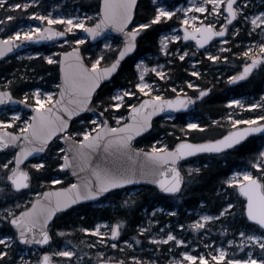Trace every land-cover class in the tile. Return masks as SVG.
<instances>
[{"label": "snow or ice", "instance_id": "obj_1", "mask_svg": "<svg viewBox=\"0 0 264 264\" xmlns=\"http://www.w3.org/2000/svg\"><path fill=\"white\" fill-rule=\"evenodd\" d=\"M138 0H103L102 9L97 13L98 19L95 23L88 24L86 21L91 19L87 15L83 17L77 16H59L44 15L38 11L31 13V18L46 22L43 27L32 25L28 28H21L6 38H0V58L6 57L8 53L21 47L24 42L53 40L57 37H67L78 29H83L91 35L95 40L102 35L105 30L114 28L117 32L124 34V43L119 49L118 56L110 63L101 65V61L105 59L101 54L89 66L85 63V58L81 54L78 47H73L71 52H64L63 60L57 61L52 55H48L45 59L49 64L59 63L62 65L63 73L62 83L58 86L61 90L58 98L53 92H42L37 87L33 93L34 103H28L29 95L25 94L23 100L19 103L26 104L28 108L35 109V114L31 120H24L23 126L19 132L8 131L15 121L21 119L19 111L12 113V119H0V151L9 147H19L10 159L0 164V168L4 170L3 181L10 184H0V194L4 193L5 187L19 192L22 189H28L31 186L32 172L31 169L40 171L45 169L47 161L35 154L44 153L49 148V143L57 133H63L60 139L66 142L72 140L73 135L82 136V139L74 141L71 148L68 149L72 154H64L60 157L62 162L58 163L59 169H71L75 175L78 171L87 170L89 176L86 179H79L76 183H70L67 187L58 189H50L44 192L43 199L37 194V199L32 202L31 207L24 206L22 211L17 214L13 208H5L0 210V223H7L14 227L15 235L5 234L0 236V245L4 247L0 249V261L8 256V249L17 241L26 245H49L53 241L50 223L56 216L57 212L68 209L70 206L80 201L93 200L109 193L111 190L123 188L126 185L134 184L140 180H149L152 184L158 185L159 189L168 194L181 193L182 187L186 182V174L182 171L180 162L186 158L195 156L196 154H224L228 150H234L242 141H245L254 133H264V114H258L247 119H239L229 114L223 119L231 122V130L227 135L220 138H211L202 142H193L190 139H182L169 147L168 144H162L157 141L151 146L150 151L143 148L133 147V140L142 133L147 132L153 127L152 117L158 113L166 112L169 109L177 111L187 109L190 105H194L197 100L203 99L212 91L211 88H203L198 83L187 81V88L198 89V95L189 96L184 88H172L173 92L179 91L184 95H177L172 98H166L159 94L160 84L156 81L149 82L146 76L151 72L160 80L167 81L171 79L168 71L164 70V66L156 64L149 66L144 60H140L135 65L137 71V82L132 89L121 88L114 95L109 97L108 102L100 100L99 103L103 107V111L99 112L96 119L91 121L94 127L75 134L69 132V119H65L61 115V110L67 114L69 118L77 116L79 113L90 109L93 102V96L100 87L101 82L110 78L113 73L120 68L121 61L126 56L134 52L137 47V37L155 24L162 21L171 20L176 12L183 13H202L201 15L184 16L181 21L183 28V36L179 34L164 35L161 40V51L165 56H178L183 61L186 57H194L196 53L189 51L169 52V45L172 41H180L181 39L194 40L198 50L204 49L205 55L210 61H219L221 56L213 54L212 51L205 48L214 38H221V44H227L225 39L229 35V28L232 27V36H239L240 29L233 23L242 19L246 24L250 23L251 31L249 35L259 29L264 33V0H260L259 4L255 0H191L187 7L169 10L162 4L156 8L155 14L150 22L137 23L131 29ZM155 3V0H154ZM39 0H25L23 3H8V0H0V8L7 5L10 9L27 10L33 5H38ZM253 8L252 12H248L249 7ZM208 15L211 20H208ZM7 20L15 19L14 16L8 15ZM207 21V22H206ZM4 21H0L3 23ZM62 25L63 30L52 25ZM219 25V27L217 26ZM2 31V29H0ZM68 43L66 39L64 41ZM76 45L85 43L84 39H76ZM105 48H111V44L105 43ZM259 54L254 52L253 47H249L243 52V56L250 57V63H244L243 71L238 75L229 76L230 82L243 80L248 77L253 69L258 65L264 64V41L258 44ZM219 52L231 51L230 48H219ZM36 56L40 53L36 52ZM223 60H228L227 56H223ZM193 65L201 63L199 60H192ZM193 76L200 77L199 71H193ZM11 81H9V84ZM138 90V92L136 91ZM138 94L149 96L142 102L133 103L131 98H135ZM128 98V99H126ZM9 102H17L11 90H0V105ZM229 107L233 105L240 108L248 109H264V98L260 103H250L245 105L240 99H231L228 101ZM124 108L127 116L120 113L119 110ZM130 109V111H128ZM107 114V115H106ZM109 116H113L115 125L109 122ZM168 119H172L171 116ZM214 124H219L220 120H214ZM208 125L189 122L181 132L190 136L191 131L196 130L203 132ZM160 145V146H157ZM59 153H66L64 148L58 149ZM97 154H100L99 156ZM29 157L38 159V162L32 163ZM29 161V166L25 162ZM253 169H259L260 174H254L252 170L234 171L231 176L224 180V183L237 188L238 192L247 198L246 214L247 218L255 222L259 231L246 233L240 231L239 236L242 238L237 241L235 239L228 240L229 245H236L240 251H244L249 245L253 250L257 247L261 253H264V151L259 153L258 159L252 162ZM200 168H188V173H199ZM51 184H61L60 179L53 178ZM125 205L134 204L135 201L129 197L124 200ZM16 207H20L16 205ZM234 205L228 202L223 208L220 215L230 214L229 209ZM163 211V209H161ZM4 213H8L5 215ZM154 215V214H153ZM175 215V213H172ZM218 219L213 215H203L200 219L192 222L191 227L197 232L205 229L207 222ZM126 221H118L114 226L109 228L107 223L96 224L94 227H82L81 231L88 234H94L101 237L100 243L106 244L107 241L103 237L111 236L116 239L121 236L122 226ZM159 221L150 220L149 225L157 224ZM181 229L184 224L179 225ZM108 228V231L102 229ZM227 233V229L224 230ZM140 234L150 232L149 227H141ZM68 232L59 231V236H66ZM149 239L155 244H173L185 245V239L179 238L176 234L169 231L163 236H149ZM68 241V244H72ZM83 243V242H81ZM129 247H135L141 241L137 238L134 242L124 241ZM74 247H79L75 245ZM89 247H96L95 244ZM112 248L118 245L113 243ZM99 257H104L105 253L100 252ZM234 255V254H233ZM183 256L187 258L190 264H209V258L206 256H195L185 251ZM229 256L228 250L221 246L218 254L211 257L212 261L224 262ZM53 257L73 258L78 257L77 251L73 248L65 247L63 250L44 251L42 256L34 262L25 260L23 256L19 258L20 264H59ZM82 259V257H78ZM131 264H154L153 261H145L136 255L129 257ZM97 264H127L125 259H98ZM168 264H185L183 259L169 260ZM228 264H264V255L259 257L253 255L249 251L246 258H233L228 260Z\"/></svg>", "mask_w": 264, "mask_h": 264}, {"label": "trees", "instance_id": "obj_2", "mask_svg": "<svg viewBox=\"0 0 264 264\" xmlns=\"http://www.w3.org/2000/svg\"><path fill=\"white\" fill-rule=\"evenodd\" d=\"M101 0H68V4L74 5L82 11L89 13H99ZM169 8H174L180 4H184L187 0H164ZM157 5L153 0H140L137 7V17L134 26L137 23L150 22L155 14ZM93 23V21H90ZM180 23L179 19L175 16L171 20L162 21L160 24L153 25L141 33L139 37V45L136 53L128 57L122 64L118 74L108 83L104 84L98 91L94 105L103 111V107L99 101L104 100L106 103L109 97L114 95L115 90L121 88L132 89L133 85L137 82V69L135 67L140 58H147L150 64L165 63L166 71L171 69L168 74L171 76L170 80L163 81L155 77L162 88L163 96H174L176 92L172 91L173 87L184 88L190 95H197L198 89L187 88V81L191 80L193 83H198L203 88L212 87L211 93L206 96L201 102L197 104V108L192 115L194 120L200 124L208 125V128L203 131L189 130L190 136H186L181 132V129L188 123L189 118L186 113H180L168 119V117L160 116L154 121L153 129L138 138L135 141L137 147L151 149V146L162 138L165 144L169 147H174L182 139H190L192 141H200L204 139L216 138L225 134L231 129L227 121L223 119L228 114L229 107L227 101L233 97L247 96L251 100L261 98L264 92V65L254 72V74L244 80L232 83L228 77L237 75L241 72L242 65L245 63V56L243 52L247 50V43L257 41L264 33L256 31L249 35L251 31L250 24L245 23L242 25V20L237 21L238 25H242L239 36H228L227 47L231 51L219 52L221 56L219 61H210L205 57L204 51H197V56L186 57L185 60H179L178 56L168 55L165 56L161 51L159 38L162 33L170 31L175 25ZM61 27V25H59ZM76 35L69 34L68 40H74ZM115 44L113 47L104 49L101 42L96 44L90 43L88 40L82 44L83 52L87 62L91 64L98 56L104 55L105 59L101 61V65H105L114 60L117 56L121 41L114 38ZM48 47H43L39 50L41 55L31 59H18L12 56L0 63V84H5L7 81L9 89L17 97L23 98L25 94L29 95V102L34 103L32 90L43 82H46L48 88L51 84L59 83V68L58 63L49 64L45 59L44 51ZM177 49L181 52L185 50L194 51L191 43H184L182 40L171 42L169 45V52L173 53ZM223 56H227L228 60H223ZM59 58V56L57 57ZM199 60L195 67L192 66V60ZM201 73L200 77L192 75L193 70ZM5 86V85H3ZM138 92V90H136ZM144 96L137 95L131 98V102L139 103ZM128 99V98H126ZM129 111V110H128ZM120 113L127 115L124 108L119 110ZM258 114H264V109H255L254 111H246L240 115L243 118H249ZM107 115V114H106ZM109 121L115 125L113 116H109ZM92 115L85 114L73 121L71 127V134H75L93 127L91 124ZM214 120H220L219 124H214ZM19 125L11 128L14 131H19ZM77 139L82 136L73 135ZM264 145V137L256 135L249 138L247 141L237 146L234 150H228L224 154H204L191 158L182 162L181 167L186 174V182L183 192L179 196H165L157 188L153 186L139 187V191L135 194L128 195L133 188L117 190L101 201L96 203H86L73 207L61 214H59L50 228L53 233V242L48 251L59 250L62 244L66 241H72L73 244L79 245L76 249L78 256L84 251H87L83 257V262L79 264H97L98 259H125L127 264H131L129 257L131 255H138L141 259H151L154 264H168V257L171 248L170 244H155L149 242V236L152 232L140 234L139 229L146 220V215H149L152 210L162 205L168 210L175 211V215H165L158 213L153 216V219L159 221V224L154 227L158 228L160 225L171 224L176 227L178 224H186L195 219L194 212L197 209H202L210 212L211 214H219L228 202H231L234 207L229 210L230 214L216 219L211 223L212 228L204 229V232H199L195 236L194 243L199 244V239L202 233H214L219 229L218 224L233 229L236 234L240 230L258 232V226L248 220L245 214V199L239 194L237 188L229 186L224 183V180L236 169L250 168L256 174L260 171L252 168V162L258 158ZM62 148L59 139H56L49 147L46 155L42 157L47 161L46 167L43 170L36 171L31 169L32 181L30 188L21 192H16L10 187H5L4 193L0 194V210L5 208H13L16 213L24 209V206H29L31 199L33 200L35 194L41 193L45 189L53 186H66L73 180L68 171L58 168V163L62 162L60 157L64 153H59L58 149ZM15 154L13 149L0 154V164L10 159ZM32 163L38 162V159L30 161ZM200 168L199 173H188V168ZM4 170L0 168V184H10L3 181ZM60 177L61 184H51L53 178ZM131 197L135 201L134 204L125 205L124 200ZM110 199L109 205L98 206L99 203H104V200ZM106 202V201H105ZM19 205L20 207H16ZM5 214V213H4ZM107 221L110 223H117L118 221H126L122 226V235L116 243H121L124 240L135 241L137 238L142 242L144 249H139L138 245L134 249L121 250V247L112 248L110 245L101 244L97 236L88 234L81 231L82 227H94L97 221ZM59 231H65L69 234L66 236H59ZM5 234L15 235V230L11 225L4 221L0 223V236ZM193 236L188 232L186 238L189 239ZM209 239L217 240L218 236L212 234ZM83 242V243H81ZM110 242L113 241L110 239ZM95 244L96 247H89ZM4 246L0 245V249ZM25 247L18 241L8 249V256L4 257L0 264H18L19 254ZM149 248V250H145ZM32 249V248H30ZM202 249V248H201ZM200 249V250H201ZM199 250V249H198ZM199 250V251H200ZM104 252V257H99V253ZM168 253V254H167ZM254 253L261 256L257 247ZM176 254V253H175ZM244 256V255H243ZM74 260V258H71Z\"/></svg>", "mask_w": 264, "mask_h": 264}, {"label": "rangeland", "instance_id": "obj_3", "mask_svg": "<svg viewBox=\"0 0 264 264\" xmlns=\"http://www.w3.org/2000/svg\"><path fill=\"white\" fill-rule=\"evenodd\" d=\"M23 2H25V0H8V3L9 4H11V3H23ZM197 2H200V0H197ZM259 2H260V0H255V3L256 4H259ZM153 3H154V0H153ZM190 3H191V0H187V2L184 3V4H180V5H178V6L174 7V8H169L166 5V3L164 2V0H155V4L157 5V7L162 4L163 6L167 7L169 10H175L176 8L187 7ZM33 11H38V12L44 14V15H49L50 14L53 17H59V16H69V17L70 16H77V17H83V16L87 15L88 17L91 18L88 21H86V23H88V24H92L90 21H93L94 22V21H96L98 19L97 13H89V12H86V11H82L79 8H76L74 5L68 4V0H39V4L38 5H33L32 7H30L27 10L10 9V8L7 7V5H5L4 7L0 8V21H4L3 23H0V29H2V31H0V37H7V35H11L15 31H17V30H19L21 28L26 29V28H28L29 26H32V25H36V26L43 27L46 22L40 21V20H34V19L31 18V13ZM252 11H253V8L250 6L248 8V12L250 13ZM194 14L195 15H201L202 17L204 15H206V14L195 13V12H192V13L176 12V14L174 16L177 19H179L180 23H178L177 25H175L170 31L162 33L161 36H160V38H159V43H160L161 38L164 35L179 34V35L182 36L181 32L179 31V26L181 25L182 18L184 16H191V15H194ZM8 15L14 16L15 19H13V20H7L6 17ZM208 20H211V16L210 15H208ZM243 24H244V21L242 20V25ZM235 25L238 28H240L242 26V25H238V24H235ZM53 26H59V24L53 25ZM217 26H219V25H217ZM61 27L63 28L62 25H61ZM250 28H251V25H250ZM81 31H82V29H78V30H76V31H74L72 33H69V34H72V35H76V37L74 38V40H68L69 41L68 43L61 42L59 44L49 46L48 49L44 51L45 57L48 56V55H52L53 58L58 61V58L57 57L60 55V53L63 50L69 49L71 47L76 46V44L74 43V41L76 39H84L85 42H86L87 39L82 36ZM232 31H233V29L231 28L230 33ZM256 31L261 32L259 29H257ZM227 40L229 41L228 38H227ZM262 41H264V37L263 36H261L255 42L247 43V49L249 47H253L254 52H256V54H259L258 44L260 42H262ZM172 42H177V41H172ZM105 43H109L113 47L114 44H115L114 37H107V38H105L101 42L102 47L104 49H108V48H105L104 47V44ZM160 46H161V44H160ZM219 48H228V47H227V44H221L220 41H218L216 44H213L212 47L209 48V50L212 51L213 54H219V51H218ZM185 51H189V50H185ZM36 52H39L40 55L42 54V52H40L39 50L33 49V50L24 51L23 53L17 55L16 57L18 59H31L33 57H37L35 55ZM189 52L190 53H196V50L194 49V51H193L191 49V51H189ZM196 56H197V54L194 56V58ZM205 57L207 58L206 55H205ZM140 60H144L145 63L148 64L149 66H154L156 64L163 65L164 66V70L166 71L165 63L164 62H162V63L161 62L160 63L157 62V63L150 64V62L148 61L147 58H140L137 61V63H139ZM249 60H250V57H246L245 58V63L248 62ZM196 65L197 64L193 65V63H192V66L193 67H195ZM243 66H244V64L242 65V67ZM193 71H197V70L195 69ZM155 77H156L155 74L150 72L146 76V79L149 80V82L156 81L158 83V81L155 79ZM157 78H159V77H157ZM8 83H9V81L5 82V84H0V90L1 89H4V88H7L8 87ZM3 85H5V86H3ZM45 85H46V82H43V84H40V86H37V87L41 88L42 92H49V91H51V92H53L54 94L57 95L59 84H57V83L51 84L48 88ZM36 88H34L32 90V92H31L32 95H33V93H34V91H35ZM118 90L119 89L115 90L114 94ZM158 91H159V94H162L163 95V92H162L163 90H162L161 87H160V89ZM176 94H184V93H180L179 91H177ZM138 95L144 96V97H149V96H145L144 94H138ZM55 98H56V96H55ZM262 98H264V92H263L261 98H258V99H255V100H251V98H248L247 96L233 97V98H230L229 100H231V99H240V100H242L244 102L245 105H247V104H250V103H260V102H262ZM228 101H227V106L229 107ZM259 109H261V108H259ZM248 110L249 111H254L255 109H248V108H243L242 109V108H240L238 106L233 105L232 107H229V110H228V114L227 115L231 114L234 117L239 118V119H247V118L241 117L240 115L244 114ZM14 111H19L20 112L21 119L15 121V123L11 127H9L8 129H11V128H13L16 125H19V128L18 129H20V127L23 126V121L24 120H30V114L29 113L24 112L23 110H20V109H16V108L0 109V119H5V120L12 119V113ZM94 119H96V116H92L91 121L94 120ZM225 121H227L228 125L231 124L230 121H228L226 119H225ZM189 122H196V123H198L193 118H190L189 121H188V123ZM93 127H94V125H93ZM87 130H89V129H87ZM158 141H160L162 144H165V142H164V140L162 138H160ZM157 146H160V145H157ZM261 151H264V145H263V148H262ZM243 170H252V169H250V168H242V169H236L234 171H243ZM257 170L260 171L259 169H257ZM252 171L254 172V170H252ZM231 174H230V176H231ZM254 174H256V173L254 172ZM56 179H60L62 181V179L60 177H56ZM138 191H139V187L133 188L129 192H127V194L128 195H132V194H135ZM38 194H41V193H38ZM34 197H37V194H35ZM110 201H113V200L106 199V200H104V203L103 202L102 203H99L98 206H101V205H109L111 203ZM29 202H32V199ZM161 209H163V211H161ZM158 213H163L165 215H171L172 213H176V212L173 211V210H167L162 205H158V206H156L152 210V212L149 215H146V220H144V223L141 225V227H149V228H152L153 230H152L150 236H156L157 238H159L160 236H163L166 233H168L169 231H171L174 234H176L179 238L185 239L186 242H187L185 245L173 244L172 242H169L168 243V244L171 245V248L169 249V253L170 252L171 253L170 254L167 253L169 255L168 262H169V260H179V259H183L184 262H185V264H190V262L187 261V258L183 256V253L185 251L190 252L192 255H195V256H201V255L206 256V257L209 258V261L212 262L211 257H213V256H215V255L218 254V250H219V248L221 246L225 247L228 250V252H229V256L225 260L227 262L224 263V264H228V260L233 259V258H239V259L246 258V255H247V253L249 251H252L253 252V255L259 257V255H257V254L254 253V250L251 248L250 245L248 247H246L244 249V251H240L238 249V246H236V245H229L227 243L228 240H232V239H235L237 241L241 240L242 238L239 236V232L240 231H245L246 233H253V232H256V231H247V230L242 229L239 232H237L236 234H233L234 233L233 232L234 230L233 229H230L229 227L225 226L224 224H218L219 225V229H216L214 231V233H212V234L218 236V239L217 240H214V239H209L208 240V238L212 234L209 233V232L208 233L205 232V233H202V237L198 240L199 241V244L194 243L195 236L199 232H201V231L204 232V229H201L198 232L196 230H194L191 227V224H192L193 221H195L197 219H200V217L203 216V215H205V214L216 216V217H218V219L221 218V217L226 216L227 214L221 216L220 215L221 212L219 214H216L215 215V214H211L210 212H208L206 210L197 209L194 212L195 219H193L191 222L187 223V225L184 224L185 227L183 229H181L179 227V225H181V224L176 225V227H173L171 224H164V226L160 225L158 228L154 229V227L157 226L159 223L149 225V221L150 220H155V219H153V216L156 215V214H158ZM5 215H8V213H5ZM215 220L207 222V226H206L205 229L212 228L211 223H213ZM102 223H107L109 225V228L111 226H114L115 225L113 223H110V222H107V221H103V220L97 221L95 223V225L96 224H102ZM225 229H227V233H225V231H224ZM108 230H109L108 228L102 229V231H108ZM188 232L193 235L189 239L186 238ZM121 235H122V230H121ZM110 238H111V236L103 237V239H105L107 241V243L106 244H103V245H110L111 246L113 243H110ZM97 239H98V241H100L101 237H97ZM124 241H126V240H124ZM124 241L121 242V243H116L118 246L121 247L122 250L134 249V248L137 247V245L139 247V249L137 251H142L144 249V247L142 245V242L140 244L135 245V247H129L128 245H126L124 243ZM127 241L134 242L131 239L130 240L128 239ZM149 242L153 243V241L150 240V239H149ZM74 246H75V244H73V243L72 244H68V241H66V242H64L62 244V246H61V248L59 250H63L65 247H68V248H73V250L76 251L77 247H74ZM198 249L199 250L201 249L199 253H193L195 250H198ZM145 250L148 251L149 248H145ZM54 251H57V250H54ZM54 251H52V252H54ZM176 252H178V253L175 254ZM86 253H87V251H84L81 255L78 256V257H82V259H78V257H73L74 260H71V258L69 259V258H63V257H53V259L56 260V261H58L59 264H79V263L83 262V257L86 255ZM21 256H23L25 258V260H32L34 262L37 258H39V257L42 256V251L38 250L37 248H32V249H30V248H24V249H22L20 251L19 258ZM136 256H138V255H136ZM149 260H151V259H147L146 262L149 261ZM213 262H215V261H213ZM198 263L199 262H197V264ZM18 264H20V260L18 261Z\"/></svg>", "mask_w": 264, "mask_h": 264}, {"label": "water", "instance_id": "obj_4", "mask_svg": "<svg viewBox=\"0 0 264 264\" xmlns=\"http://www.w3.org/2000/svg\"><path fill=\"white\" fill-rule=\"evenodd\" d=\"M139 1H140V0H138L137 7H138V4H139ZM102 4H103V0L100 1V10H99V12H100L101 9H102ZM136 17H137V8H136V11H135V16H134L133 22H132L131 25H129V28H130V29H131L132 27H134L133 25H134V22H135V20H136ZM95 22H96V21H95ZM95 22H94V23H95ZM52 27H56V26H53V25H52ZM57 28H59V27H57ZM60 29H61V28H60ZM61 30H63V29H61ZM179 30H180V32L182 33V36H183V28L181 27V25L179 26ZM81 33H82V36H83V37H85L87 40H89V41H90L91 43H93V44H96V43H98V42H100V41H103V40H104L105 38H107V37H116V38H119V39L122 41V44H121V47H120V48H122L123 43H124V39H125V38H124V34H123V33H120V32H117L114 28H109V29L105 30V32H104L102 35L98 36L95 40H93V39L91 38V35H90L89 33L85 32L83 29H82ZM68 35H69V34H68ZM139 37H140V36L137 37V47H136L135 51L132 52V53H130L128 56H126V57L124 58V60L121 61L120 68H121L123 62H124L128 57L132 56V55L137 51V49H138V44H139V43H138ZM226 37H227V36H226ZM226 37H225V39H226ZM0 38H4V37H0ZM218 38H219V37L214 38L213 41H214L215 39H218ZM66 39H68V36H67V37H57V38H55V39H53V40H42V41L24 42V43L21 45L20 48L15 49V50H14L13 52H11V53H8L6 57L0 58V62H2L3 60H5V59H7V58H9V57H11V56H13V55H16V54L22 53V52H24V51H26V50H32V49H34V48H39V47H42V46H48V45L57 44V43H60V42L65 41ZM219 39H221V38H219ZM182 41H183V42H186V43H187V42H193V43L195 44L196 48H197L196 41H194V40H191V39H190V40L185 41V40L182 39ZM213 41H211L210 44H211ZM210 44H209V45H210ZM209 45H206L205 48L208 47ZM74 47H78V48L80 49V51H81V54H82V55L84 56V58H85V55H84V53H83L82 46H80V45H76V46H74ZM72 48H73V47H71L70 49H67V50L62 51V52L60 53V55H59V61H60V60H63V55H62V54H63L64 52H71V51H72ZM197 49H198V48H197ZM199 50H203V49H199ZM118 52H119V51H118ZM117 56H118V53H117ZM117 56H116V57H117ZM85 63H87V64L90 66V64L87 62L86 58H85ZM257 67H258V66H257ZM257 67H256V68H257ZM61 68H62V65L59 64V78H60V84L62 83V78H63V73H62V71H61ZM120 68L117 70V72L113 73V75H112L110 78H108V79H106V80H104V81L101 82L100 87L97 89L96 93H95L94 96H93V102H94V99H95L96 94H97L98 91L101 89V87H102L104 84L110 82V81H111V80H112V79L118 74ZM60 84H59V85H60ZM1 90H10V89L7 88V89H1ZM60 90H61V89L58 88V93H57L56 98H58V94H59ZM12 93H13V92H12ZM208 94H210V93H208ZM208 94H207V95H208ZM177 95H184V94H177ZM177 95H174V96H177ZM187 95L192 96V95H190V94H187ZM207 95H206V96H207ZM13 96L16 98V101H17V102H9V103H7V104L0 105V109H4V108H8V107H12V108L20 109V110H23V111L29 113V114L31 115V117L35 114V109L28 108L26 104L19 103V101L23 100V98L17 97V96H15L14 94H13ZM174 96H170V97H166V98H172V97H174ZM148 98H150V97H145V98H143V99H148ZM143 99H142V100H143ZM142 100H141L140 102H142ZM201 100H202V99L197 100L196 103H195L194 105H190L189 108H187V109H181V110H179V111H177V110H175V109H169V110H166V112L158 113L156 116H153V117H152V123H153V125H154V120H155L157 117H159V116H163V115H164V116H171V117H173V116L177 115L178 113L190 112L191 110H194V109L196 108L197 103L200 102ZM93 102H92V104L90 105V109H93V110H86V111H84V112L79 113L77 116H73V117H71V118H69V117L67 116V114L64 113V112L61 110V115H64L65 119H69V132H70V130H71V127H72L73 121H74L76 118H78V117H80V116H82V115H85V114H91V115L97 117V116L99 115V112H102V110H100L99 108H97V107L94 106ZM28 103H30V102L28 101ZM129 111H130V109H129ZM30 120H31V119H30ZM152 129H153V127H152L151 129H149L147 132L142 133L140 136L135 137V139L133 140V147H135V148H139V147H137V146L134 145L135 140L138 139L139 137H141V136H143V135L149 133ZM7 130H8V131H12V132H16V131H13V130H10V129H7ZM17 133H18V132H17ZM227 133H228V132H227ZM227 133L224 134V135H227ZM70 134H71V133H70ZM259 134H263V133H254V134L250 135L248 138H250L251 136H254V135H259ZM61 136H63V133H57V136H56V137H53L52 141H50V143H49V147H50V145H51V144H52L57 138H59V140H60V142H61L63 148L66 150V153H64V154H69V155H71L72 153L69 152L68 149L72 147L74 141L79 140V139H77V138H75V137L73 136V137H72V140H69V141L66 142V141L63 140V139H60ZM248 138H247V139H248ZM247 139H246V140H247ZM246 140H245V141H246ZM245 141H242L241 144H242L243 142H245ZM193 142H202V141H193ZM238 146H239V145H238ZM10 149H15V152H16V151H19V147H15V148H13V147H9L8 149H5V150L0 151V154H1V153H4V152H6V151H8V150H10ZM48 149H49V148H48ZM143 149H144V148H143ZM144 150H145V151H150L151 149H144ZM47 151H48V150H47ZM47 151H45L44 153H39V154H35V155L41 158V157H43V156L47 153ZM203 154H204V153L196 154L195 156H191V157H186V158H184L181 162H183V161H185V160H187V159H190V158H193V157L199 156V155H203ZM97 155L99 156L100 154H97ZM31 160H34V158H33V157H29V161H31ZM29 161H26L25 164H26L27 162H29ZM181 162H180V163H181ZM62 170H67V171L70 173V175H71V177H72V179H73V182H72V183H76L79 179H86V178H88V176H89V172H88L87 170H85V171H83V172H79V171H78L75 175L73 174V172H72L71 169H62ZM9 183H10V182H9ZM145 185L153 186V187L157 188L162 194H164V195H168V196H177V195H179V194L182 193L183 188H184V186H183V187H182V190H181V193H179V194H168V193H164L162 190L159 189L158 185L152 184L149 180H140V181H138V182H136V183H134V184L126 185V186H124L123 188L111 190L109 193H105L103 196L98 197V198H96V199L88 200V201H80L79 203L70 206L68 209H64V210H62V211H60V212H57L56 216L53 218V220H52V222L50 223V225H51V224L53 223V221L56 219V217H57L58 214L63 213V212H65V211H67V210H69V209H71V208H73V207H76V206L81 205V204H86V203H96V202L100 201L102 198L106 197L108 194H110V193H112V192H114V191H116V190H122V189L129 188V187H139V186H145ZM67 186H68V185H67ZM67 186H59V187H51V188H47V189H45V190L41 193L40 198L43 199V195H42V194H43L44 192L49 191L50 189H58V188H61V187H67ZM23 190H26V189H22V190H20L19 192H21V191H23ZM241 195H242V194H241ZM242 196H243V195H242ZM243 197H244V196H243ZM244 198H245V201H246V204H245V213H246V208H247V198H246V197H244ZM36 199H37V197L34 198L33 201H35ZM33 201H32V202H33ZM32 202H31V204H32ZM31 204H30L28 207H31ZM21 211H22V210H21ZM17 214H18V213H17ZM246 216H247V214H246ZM249 221H250V220H249ZM250 222H252V221H250ZM252 223L255 224V222H252ZM12 227H13V226H12ZM13 228H14V227H13ZM112 239H114V238H112ZM114 240H115V239H114ZM18 242H19V241H18ZM19 243H21V242H19ZM51 243H52V242H51ZM51 243H50V244H51ZM21 244L24 245V246H26V247H37L38 249H44V248H47V247L50 245V244H49V245H26V244H23V243H21ZM209 264H213V263H210V262H209Z\"/></svg>", "mask_w": 264, "mask_h": 264}, {"label": "flooded vegetation", "instance_id": "obj_5", "mask_svg": "<svg viewBox=\"0 0 264 264\" xmlns=\"http://www.w3.org/2000/svg\"><path fill=\"white\" fill-rule=\"evenodd\" d=\"M238 2H239V0H238ZM238 21V20H237ZM237 21H234L233 23L234 24H237ZM219 27V26H218ZM231 26H230V28H229V33H230V30H231ZM228 36V35H227ZM221 39H215L208 47H206L207 49H209V48H211L212 47V45L213 44H216L218 41H220ZM255 42V41H254ZM192 45H193V47H194V49L196 50V52L197 51H204V49L203 50H198V49H196L195 48V46H194V44L193 43H191ZM251 62V60H249L247 63H250ZM264 64H261V65H258V67L257 68H255V69H253V71H252V73L248 76V77H246L245 79H247V78H249V77H251L253 74H254V72H256L257 70H259L262 66H263ZM244 67V66H243ZM243 67H242V69H241V72L243 71ZM193 113H187V116H188V118L189 117H191V115H192ZM198 122V121H197ZM199 123V122H198ZM224 135V134H223ZM223 135H221V136H223ZM221 136H219V137H216V138H220ZM261 136H263L264 137V134H262ZM251 137H253V136H251ZM250 137V138H251ZM249 139V138H248ZM247 139V140H248ZM246 140V141H247ZM244 143V142H243ZM241 145V144H240ZM51 229V228H50ZM52 235H53V233H52ZM122 250V249H121ZM44 251V250H43ZM42 251V252H43ZM200 251L199 250H195L193 253H199ZM169 253V252H168ZM178 252H176V254H177ZM227 261H224V262H213L212 261V263H214V264H224V263H226ZM199 264V263H198Z\"/></svg>", "mask_w": 264, "mask_h": 264}]
</instances>
